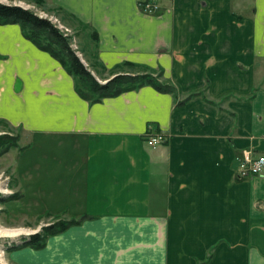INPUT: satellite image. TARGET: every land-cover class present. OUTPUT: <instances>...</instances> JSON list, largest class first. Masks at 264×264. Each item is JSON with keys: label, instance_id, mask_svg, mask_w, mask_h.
<instances>
[{"label": "crops", "instance_id": "obj_1", "mask_svg": "<svg viewBox=\"0 0 264 264\" xmlns=\"http://www.w3.org/2000/svg\"><path fill=\"white\" fill-rule=\"evenodd\" d=\"M143 1L43 5L96 33L106 70L161 71L174 94L143 85L91 103L18 24H0V120L25 139L5 152L14 213L86 216L11 249L13 264H264V176L236 173L243 151L264 154V0Z\"/></svg>", "mask_w": 264, "mask_h": 264}, {"label": "trees", "instance_id": "obj_2", "mask_svg": "<svg viewBox=\"0 0 264 264\" xmlns=\"http://www.w3.org/2000/svg\"><path fill=\"white\" fill-rule=\"evenodd\" d=\"M33 1L39 6L43 4V0ZM10 23L18 24L22 35L26 39L32 41L39 49L48 52L55 58L73 78L77 94L91 103L98 102L105 97L116 96L120 93L137 89L143 85H150L161 92L174 94L176 91L177 87L175 84L160 80L161 71L157 75H154L152 72H142L134 75L116 73L106 82H99L72 48L68 34H65L50 19L39 16L28 8L0 2V24ZM95 36L96 33L94 32V38ZM122 64L133 67L139 66L128 61ZM102 67L106 69L103 65ZM5 137L7 136H2L0 140L5 139ZM16 143V140H13L11 143L6 144L0 151V154L6 152L10 146H15ZM12 197L15 198L16 194L13 193ZM85 217L61 220L46 225L41 231L24 237L22 243L17 247L30 246L35 249L42 248L48 236L59 233L71 225L80 223Z\"/></svg>", "mask_w": 264, "mask_h": 264}, {"label": "rangeland", "instance_id": "obj_3", "mask_svg": "<svg viewBox=\"0 0 264 264\" xmlns=\"http://www.w3.org/2000/svg\"><path fill=\"white\" fill-rule=\"evenodd\" d=\"M2 3L21 5L27 7L28 9L34 11L39 16L50 19L54 24H56L64 33L68 34L71 46L76 51L78 56L84 62V64L93 72L96 79L101 81H107L116 73H125V74H138L142 72H152L154 75L158 74V71L155 69L142 67V66H129V65H120L112 70H106L102 67L101 63L98 61L97 54L95 52L94 38L90 37V31L87 27H84L83 24L74 20L71 16L63 11L47 7L45 5L38 6L33 0H0ZM89 53V57H86V54ZM2 136H7L5 139H1L0 151L6 146V144L11 143L13 140H16L15 146H10L7 150L9 153L21 150L22 145L25 144L24 134L17 127L0 120V138ZM24 140V141H23ZM20 142V144H19ZM32 148H36L35 145ZM6 151V152H7ZM10 153V154H11ZM5 152L0 154V157L4 156ZM3 158V159H2ZM0 159V170L4 169L3 172H0V227L16 229L24 228L29 229L33 232L34 229H37L38 232L46 225L55 223L61 220H71L73 217L68 218L67 216H50L45 215L41 222L39 219L35 220L34 218H23L20 214H15V210L21 206V201H15L17 198L12 197V186L14 185V177L10 174V168H7L10 164V157L5 155ZM4 191V192H3ZM49 219V220H48ZM38 221V222H37ZM44 223L43 226L40 224ZM40 225L33 226V225ZM36 231V230H35ZM30 233V232H28ZM24 236H1L0 237V264H13L12 259L9 255L11 249L17 247L22 243ZM19 239L21 242H19ZM5 246V247H3Z\"/></svg>", "mask_w": 264, "mask_h": 264}, {"label": "built area", "instance_id": "obj_4", "mask_svg": "<svg viewBox=\"0 0 264 264\" xmlns=\"http://www.w3.org/2000/svg\"><path fill=\"white\" fill-rule=\"evenodd\" d=\"M140 5L141 8L146 12H153L158 8L153 0H145L141 2ZM164 139L165 136L162 133L157 132L149 135L146 139V142L150 146H155L161 143ZM236 173L241 178L250 176H264V154H256L252 150L243 151L238 158Z\"/></svg>", "mask_w": 264, "mask_h": 264}, {"label": "bare ground", "instance_id": "obj_5", "mask_svg": "<svg viewBox=\"0 0 264 264\" xmlns=\"http://www.w3.org/2000/svg\"><path fill=\"white\" fill-rule=\"evenodd\" d=\"M28 232L31 231L29 229H24V228L10 229V228L0 227V237L1 236L15 237L21 234H27Z\"/></svg>", "mask_w": 264, "mask_h": 264}, {"label": "water", "instance_id": "obj_6", "mask_svg": "<svg viewBox=\"0 0 264 264\" xmlns=\"http://www.w3.org/2000/svg\"><path fill=\"white\" fill-rule=\"evenodd\" d=\"M1 2V1H0ZM19 6H21V5H19ZM23 7V6H22ZM25 8V7H24ZM104 82H106V81H104ZM104 82H101V83H104ZM36 232H38V230H36V231H33V232H30V233H27V234H21V236H24V237H28L29 235H31V234H34V233H36ZM23 237V238H24ZM19 242H21V240L19 239Z\"/></svg>", "mask_w": 264, "mask_h": 264}]
</instances>
